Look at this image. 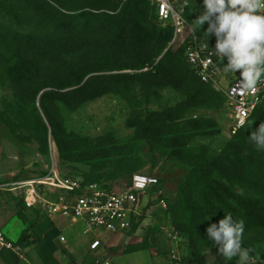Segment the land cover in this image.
Returning <instances> with one entry per match:
<instances>
[{
  "label": "trees",
  "instance_id": "16d2710c",
  "mask_svg": "<svg viewBox=\"0 0 264 264\" xmlns=\"http://www.w3.org/2000/svg\"><path fill=\"white\" fill-rule=\"evenodd\" d=\"M187 1L185 18L194 33L215 47L216 37L203 32L207 30V22L201 31L194 25L193 20L204 11L203 0H196L194 6ZM59 5L82 8L80 19L86 24L60 25L63 14ZM115 11H119L116 24ZM152 11L160 27L148 26ZM173 35L174 27L159 20L148 0H0V78L8 79L14 103L39 95L42 111L59 145L63 144L82 159L113 153L118 147L117 138L112 132L93 136L68 129L64 109L76 111L84 103L110 93L121 94L128 100L137 96L149 99L160 95L161 88L171 86L184 99L159 109L133 108L126 124L145 138L151 148L156 138L165 137L171 144L169 154L176 155L195 136L219 131L215 119L188 116L189 110L226 108V99L212 83L204 82L196 74L187 61L184 42L177 40L170 44ZM224 63L227 64V58ZM9 106L11 112H4L3 120L15 136L26 138L20 131L22 124L12 118L17 112L15 106ZM261 123H264V104L232 134L226 149L238 152L237 168L250 164L259 177H264V149H257L248 138ZM216 166L233 182L234 172ZM158 180L151 192L160 189ZM218 187L239 211L255 215L260 205L229 184L219 182ZM20 198L21 219L24 220L26 210L42 212L26 207L23 197ZM213 255L195 257L182 253V262L205 264L208 256L217 258L220 253ZM250 264L256 263L250 261Z\"/></svg>",
  "mask_w": 264,
  "mask_h": 264
},
{
  "label": "rangeland",
  "instance_id": "374dc122",
  "mask_svg": "<svg viewBox=\"0 0 264 264\" xmlns=\"http://www.w3.org/2000/svg\"><path fill=\"white\" fill-rule=\"evenodd\" d=\"M196 4V0H190L191 6ZM59 8L63 14L60 25L86 24L80 19L82 8L68 5H59ZM118 12L113 13L114 24L119 19ZM151 14L148 26L160 27L154 11ZM8 82V79L0 78V187L4 188L0 190L2 228L7 227L13 218H20L21 214V195L19 190L15 193L8 189L9 183L45 176L53 162L61 175L78 179L83 186L96 182L115 190L125 189L130 176L140 172L158 177L160 189L142 196V205L132 228L115 235L117 243L111 246L113 250L150 246L156 264H176L170 254L177 247L181 256L182 253L195 257L213 255L218 252V246L207 238V228L211 223L218 224L225 215H231L235 222H243L242 246L251 250L250 261L264 264V177H259L258 171L250 164L243 169L237 168L238 152L226 149L233 134L229 129L227 107L189 110L188 116L215 119L219 131L213 135L199 134L178 154L170 155L171 144L165 137L156 138L151 148L145 138L127 126L126 121L133 108L159 109L173 105L184 99L181 92L166 86L160 89V95L149 99L135 95L137 97L130 100L121 94H105L84 103L76 111L63 110L68 129L80 135L93 136L112 132L117 138L118 147L113 153L82 159L63 144L59 145L50 121L42 111L40 96L24 97L21 102L14 103ZM9 104L15 106L17 112L12 118L22 124L20 131L26 138L15 136L3 120L6 119L4 112H11ZM216 165L225 167L224 171L234 172L233 182ZM219 182L231 185L236 192L260 205L255 215L239 211L219 189ZM162 198L165 204L161 203ZM35 212L26 210L24 220H18L19 223L23 221L21 227L25 231L15 242L21 252L40 241L43 233L50 229L47 215ZM88 243V238L70 234L65 242L66 253H61V261L67 264H106L104 254H87ZM81 253H85L84 261L80 259ZM215 258L208 256L205 264H232V260L227 261L221 254L217 261Z\"/></svg>",
  "mask_w": 264,
  "mask_h": 264
},
{
  "label": "built area",
  "instance_id": "2783aa9c",
  "mask_svg": "<svg viewBox=\"0 0 264 264\" xmlns=\"http://www.w3.org/2000/svg\"><path fill=\"white\" fill-rule=\"evenodd\" d=\"M148 1L155 7L159 20L174 27L170 44L177 40L184 42L187 61L196 74L201 80L212 83L222 92L226 99L230 132L236 133L248 122L253 111L264 104V75L255 89L247 92L242 90L241 72L239 70L236 73L223 72L221 67L226 64H223L222 58L212 53L211 50H215V47L200 40L194 33L185 18L187 0ZM255 2L256 11L264 14V0ZM54 164L53 162L47 175L13 181L7 188L14 192L19 190L18 193L28 208L41 209L48 216L66 219L72 224L84 223L85 233L100 230L118 234L132 228L141 208L142 196L151 192L159 183L158 177L154 175L136 172L130 176L125 189L115 190L96 182L83 186L78 179L61 175ZM161 203L165 204L163 198ZM64 239L65 236H61V240ZM0 246L14 248L1 229ZM100 246L101 240L98 237L89 244L92 250H97ZM170 256L176 264H183L178 247L171 250Z\"/></svg>",
  "mask_w": 264,
  "mask_h": 264
},
{
  "label": "clouds",
  "instance_id": "9594fccd",
  "mask_svg": "<svg viewBox=\"0 0 264 264\" xmlns=\"http://www.w3.org/2000/svg\"><path fill=\"white\" fill-rule=\"evenodd\" d=\"M204 11L194 21L201 31L216 37L212 53L227 58L225 73L241 72L240 88L252 91L264 75V14L256 11L255 0H203ZM257 149H264V123L248 137ZM243 222H235L231 215L211 223L207 238L218 246V252L235 264H250L249 248L242 246Z\"/></svg>",
  "mask_w": 264,
  "mask_h": 264
},
{
  "label": "crops",
  "instance_id": "0c3cea01",
  "mask_svg": "<svg viewBox=\"0 0 264 264\" xmlns=\"http://www.w3.org/2000/svg\"><path fill=\"white\" fill-rule=\"evenodd\" d=\"M4 188L0 187V190ZM2 192V191H1ZM1 192H0V206H1ZM16 193V192H15ZM142 205V204H141ZM60 217H52L47 215L50 229L43 233V238L35 244L28 246L21 252L16 246L15 242L19 240L24 228L21 227L19 216L13 218L10 224L4 228L0 226L6 234V238L10 241L14 248L0 246V263L2 264H67L61 261V253L65 252L66 239L70 234L84 236L89 239L87 254L96 255L102 253L105 256L106 264H156L153 256V249L150 246L134 248L130 250L115 251L112 249L115 242V235L105 231L93 230L88 233L84 232V223H70L66 219H59ZM42 225V223L40 224ZM39 225V226H40ZM37 225V228H39ZM6 228V230H5ZM23 228V229H22ZM41 228V227H40ZM49 228V227H48ZM43 231V230H42ZM8 232V233H7ZM65 236L61 240V236ZM100 238L101 246L97 250H92L89 247L90 242L94 238ZM112 246V247H111ZM66 253V252H65ZM85 253H81L80 259L85 260Z\"/></svg>",
  "mask_w": 264,
  "mask_h": 264
},
{
  "label": "bare ground",
  "instance_id": "6f19581e",
  "mask_svg": "<svg viewBox=\"0 0 264 264\" xmlns=\"http://www.w3.org/2000/svg\"><path fill=\"white\" fill-rule=\"evenodd\" d=\"M55 148V147H54Z\"/></svg>",
  "mask_w": 264,
  "mask_h": 264
}]
</instances>
